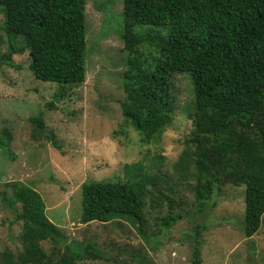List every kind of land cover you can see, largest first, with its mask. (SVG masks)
Returning <instances> with one entry per match:
<instances>
[{
  "label": "trees",
  "instance_id": "1",
  "mask_svg": "<svg viewBox=\"0 0 264 264\" xmlns=\"http://www.w3.org/2000/svg\"><path fill=\"white\" fill-rule=\"evenodd\" d=\"M111 3L122 9L119 14L109 12L100 35H114L122 43L119 105L124 124L143 136L144 142L159 137L174 111L170 78L176 73L187 75L195 106L188 114L193 128L183 142L180 166L194 171L197 211L215 208L222 183L243 185V232L251 238L264 222V0ZM85 6L86 0H0L4 15L0 29L8 43V54L0 55V65L11 67L12 55L27 52V70L33 78L60 86L56 99L65 86L83 83L88 56ZM29 121L42 129V114ZM11 140L12 133L3 128L0 154L6 160L15 159ZM136 168L140 169L132 166ZM158 183L146 175L138 182H85L80 193L81 218L88 224L131 218L148 244L147 252H155L162 245L146 233L143 211L167 200ZM7 186L10 198L3 192V203L13 210L22 206L15 220L23 222V249L15 262L8 255L3 264H107L106 253L85 239L67 244L58 259L45 253L42 242L54 241L55 247L63 236L46 219L41 195L30 185L12 182ZM167 201L174 206V201ZM182 218V213L170 211L153 223L165 233ZM208 227L197 226L192 252L197 256L198 235ZM136 256L130 255L137 264H148L145 254Z\"/></svg>",
  "mask_w": 264,
  "mask_h": 264
},
{
  "label": "rangeland",
  "instance_id": "2",
  "mask_svg": "<svg viewBox=\"0 0 264 264\" xmlns=\"http://www.w3.org/2000/svg\"><path fill=\"white\" fill-rule=\"evenodd\" d=\"M121 9L111 0H86L84 81L65 86L59 99L55 98L59 85L36 80L27 70V52L12 55L11 67L0 65V133L3 128L12 133L10 150L15 155L14 160H6L0 154V264L8 255L15 262L23 249V222L15 220L22 206L8 209L2 200L3 192L10 198L7 185L12 182L30 185L41 195L46 219L63 236L55 247L54 241L41 243L42 250L55 259L67 244L85 239L106 253L107 264H137L130 255L139 253L146 255L148 264H264V222L251 238L244 236L243 185L222 183L215 208L197 211L194 171L180 166L183 142L193 128L188 114L195 106L188 76L176 73L170 78L174 111L159 137L144 142L143 136L124 124L119 105L123 99L122 43L114 35H100L109 12L119 14ZM3 23L0 9V26ZM7 54L8 43L0 29V55ZM39 114L43 115L42 129L29 123L30 117ZM133 165L140 169H132ZM143 175L157 179V188L174 201L169 206L170 201L159 200L157 206L148 205L143 211L146 233L162 245L155 252H147L148 244L131 218L88 224L80 212L83 183L138 182ZM170 211L182 213L183 218L164 233L153 221ZM203 224L209 227L198 235L197 256L192 252L197 226Z\"/></svg>",
  "mask_w": 264,
  "mask_h": 264
},
{
  "label": "water",
  "instance_id": "3",
  "mask_svg": "<svg viewBox=\"0 0 264 264\" xmlns=\"http://www.w3.org/2000/svg\"><path fill=\"white\" fill-rule=\"evenodd\" d=\"M82 222V221H81Z\"/></svg>",
  "mask_w": 264,
  "mask_h": 264
}]
</instances>
